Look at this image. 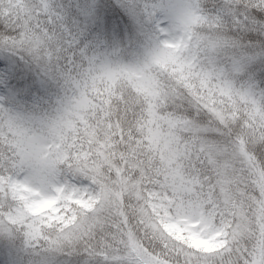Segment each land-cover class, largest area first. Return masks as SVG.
<instances>
[{"label":"snow or ice","instance_id":"obj_1","mask_svg":"<svg viewBox=\"0 0 264 264\" xmlns=\"http://www.w3.org/2000/svg\"><path fill=\"white\" fill-rule=\"evenodd\" d=\"M0 264H264V0H0Z\"/></svg>","mask_w":264,"mask_h":264}]
</instances>
